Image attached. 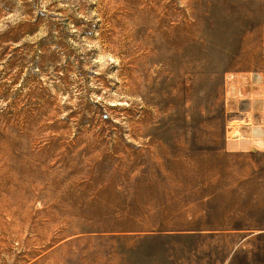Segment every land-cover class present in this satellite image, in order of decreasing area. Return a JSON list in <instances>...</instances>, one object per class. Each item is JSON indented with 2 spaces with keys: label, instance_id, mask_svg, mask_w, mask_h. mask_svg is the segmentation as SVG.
Listing matches in <instances>:
<instances>
[{
  "label": "rangeland",
  "instance_id": "1",
  "mask_svg": "<svg viewBox=\"0 0 264 264\" xmlns=\"http://www.w3.org/2000/svg\"><path fill=\"white\" fill-rule=\"evenodd\" d=\"M24 158L0 264H264L191 167L264 165V0H0V162Z\"/></svg>",
  "mask_w": 264,
  "mask_h": 264
},
{
  "label": "crops",
  "instance_id": "2",
  "mask_svg": "<svg viewBox=\"0 0 264 264\" xmlns=\"http://www.w3.org/2000/svg\"><path fill=\"white\" fill-rule=\"evenodd\" d=\"M234 121L235 125L231 120L230 124L238 130H247L246 125L238 124L237 117ZM191 167L198 169L201 180L211 178L218 180V182L209 184L201 180L194 183V185H201L196 189L201 199L206 194L213 195L207 207L211 208L214 213L207 215L209 219H206L207 222H214V226L225 229L237 230L255 229L264 224L262 213L256 217V220L249 219L251 217L247 214L251 209L257 211L252 202L254 200L258 202V199L257 197L251 198V196H256L255 193L264 194V165H191ZM243 195L246 196L245 199ZM262 204L263 199L261 198L259 206ZM237 213H243V215L239 217Z\"/></svg>",
  "mask_w": 264,
  "mask_h": 264
},
{
  "label": "bare ground",
  "instance_id": "3",
  "mask_svg": "<svg viewBox=\"0 0 264 264\" xmlns=\"http://www.w3.org/2000/svg\"><path fill=\"white\" fill-rule=\"evenodd\" d=\"M255 78H260L259 75H255ZM230 120L235 125L234 118L231 117ZM239 123H243L248 121V118L239 115L237 117ZM26 131V126L23 125V130L18 134L21 141V147L26 151V136L24 134ZM259 134L262 135V131H258ZM22 149V152H24ZM0 200L5 201L8 209L21 211L22 208L25 207L26 199H24V195L26 193V181L24 176L26 177V162L25 158L22 160V165H19L18 171H15L13 165H10L6 161L0 162ZM23 176V177H20ZM17 196L19 199L14 200V197ZM12 197V201H11ZM16 208V209H15Z\"/></svg>",
  "mask_w": 264,
  "mask_h": 264
}]
</instances>
